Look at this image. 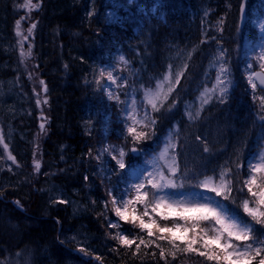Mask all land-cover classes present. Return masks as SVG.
Here are the masks:
<instances>
[{"label":"trees","instance_id":"trees-1","mask_svg":"<svg viewBox=\"0 0 264 264\" xmlns=\"http://www.w3.org/2000/svg\"><path fill=\"white\" fill-rule=\"evenodd\" d=\"M23 3L24 0H0V81L14 70L16 59L10 56L7 46L14 45L12 24L19 15H23L25 25L37 23L38 42L30 61L34 68L31 79L38 85L43 80L48 86L47 93L41 89L48 99V104L42 106L41 115L47 118L49 133L40 130L36 134L37 128L33 129L36 121L32 119L31 134L24 143V148L30 152L27 163L33 170L36 187L42 184L43 174L47 181L60 184L72 181L74 193L80 192L85 200L91 202L93 210L97 208L93 203L94 197L104 188L111 191L107 201L128 189L130 165H134L131 155L126 157L125 162L129 167L125 170L113 168L111 172L105 171L106 164L110 167L116 165L112 155L103 151L104 148L117 147L122 143L129 153L133 145L125 141V123L128 122L126 105L117 103L115 99L108 101L102 87L95 83V79H100L101 85L105 82V77L99 76L101 69L105 71V76L108 71H113L119 78L117 85L126 80L127 86L118 88L116 85L114 92L119 93L120 101L133 97L137 105L144 102V89L154 87L169 71L175 82L178 73L183 71L174 96L189 100L197 94L194 90L201 86V79L209 80L217 72L213 71L207 77L203 72L206 61L213 55L219 57L221 50H224L227 66L232 73L229 99L226 103H214L202 116L193 117L195 121L187 119L183 112V117L177 121L179 131L175 135L177 146L174 151L182 172H187L186 183L192 184L195 179L190 178L197 174L210 175L222 168H230L232 185L236 187L231 197L234 198L238 189L243 187L250 205L255 206V198L247 194L243 180L247 176V160L253 157L257 144L264 139V125L258 119L259 101H253L251 86L243 84L240 79L246 73L241 64V59H245L242 48L244 32L237 25L240 0H136L130 7L127 6L128 0H43L40 10H33L30 18L27 10L19 7ZM262 4L264 0H249L247 23L250 29L256 28L255 25V28L251 27V23H255L263 14ZM113 12L115 16H110ZM246 34L253 57L260 39L254 31L247 29ZM121 57H124L123 61ZM6 60L10 62L7 71V67H3ZM55 71L58 72L55 74ZM171 99L172 95L165 104L171 105ZM167 109L163 107L160 112H151L147 106V110L157 119L155 135L149 133L150 139L136 145L138 148H143L147 153L156 152L155 148L162 141L165 130L175 122L174 113L164 127L161 126ZM190 134L201 135L204 139L194 140L197 137ZM205 144L209 152L203 151ZM34 152L35 159L41 162L39 174L32 167ZM44 152L52 161L46 160V156L42 155ZM100 153L103 154L97 159ZM238 156L245 165L239 172ZM241 194L238 192L236 204L229 201L224 203L243 219L250 220L237 205ZM139 208L142 209V205ZM33 211L39 219L45 216L42 205ZM160 211L158 209V213ZM163 213L168 214L164 210ZM149 214L161 226L183 223L175 214L170 215L167 221L157 213L150 211ZM111 215L108 206L106 212H97L88 219L90 232L104 235L102 237L106 243L99 252L101 259L106 260L103 264H215L197 252L176 251L166 240H157L161 233L156 232L155 228L152 229L155 235L149 237L147 231L142 232L119 218L120 227L111 228ZM106 217L107 226L101 232ZM145 222L150 221L145 219ZM49 223L56 224L52 220ZM256 229L258 234L264 235V227L256 225ZM118 231L126 233L129 239H135L136 243L131 247L119 245L112 238ZM163 235L171 236L169 233ZM175 235L183 237L184 233L176 231ZM193 235L189 232L183 240L175 243L183 249ZM140 238L154 243L146 247L140 244ZM34 241H39V238L36 236ZM201 243H196L194 248L204 251ZM138 244L140 250L137 253ZM156 244L165 249L164 258H161L160 248ZM173 251L175 258L170 254ZM73 255L88 261L84 258L85 253L79 250Z\"/></svg>","mask_w":264,"mask_h":264},{"label":"snow or ice","instance_id":"snow-or-ice-1","mask_svg":"<svg viewBox=\"0 0 264 264\" xmlns=\"http://www.w3.org/2000/svg\"><path fill=\"white\" fill-rule=\"evenodd\" d=\"M135 2L136 0H128L127 6L130 7ZM42 3L43 0H35V2L34 0H24V3L19 5V7L26 9L30 18L31 12L33 10L39 11ZM247 5L248 0H240L239 11L241 14L246 12ZM261 7H264V4ZM91 14L90 12L89 15ZM109 15L115 16V12ZM36 27V22L31 23L28 28V35L26 36L21 30L20 21L16 22V35L21 37L20 54L22 57H31L32 55L31 48L29 47L25 51L23 44L24 41H27L32 36L33 30ZM225 55V51L221 50L218 58L219 67L215 74L213 87L211 89L206 87L199 97L201 103L196 113L197 117L203 111L204 106L212 102L213 98H216L218 103L227 102V95L232 88V73L227 66L228 61L225 59ZM260 59L264 61V53L261 54ZM121 60L123 61L124 57H121ZM259 67L261 71L256 72L254 75H249L247 82L252 89L253 101H259L258 119L264 125V63H261ZM99 76L100 78L105 77L103 69L100 70ZM182 76L183 71L178 73L175 82H173L171 71H169L163 80L157 82L155 91L150 88L144 91V102L139 105H137L135 99L130 101L119 100V93L111 90L112 85H116L117 79H119L118 77H114L112 72H107L106 79L109 82L107 85H101L100 79H95V83L99 87L107 90L109 99H115L117 103H124L126 106L131 105V114L127 117L128 122L125 123V141L133 145L128 151L137 156L144 152L143 148H138L136 145L150 139L149 133L155 135L157 119L152 116L151 112H160L171 94L175 91L176 86L179 85ZM39 83L43 85V92L47 93L48 88L45 82L40 80ZM165 85H167V88H165ZM125 86H127L126 80L117 85L118 88ZM37 96L36 104L40 105L41 99L39 98V93H37ZM43 104H48L46 98L43 99ZM147 106H150L151 112L147 110ZM175 106L176 100H173L167 111H171ZM186 114L190 120L193 119L191 113ZM42 119L45 122H42L39 127L41 132H44L46 131L47 118L42 117ZM128 137H131L130 141ZM0 144H3L4 150L7 151L8 145L4 143L2 132H0ZM171 147L173 154L170 158L169 146L167 145L161 154V159L164 160L162 168L148 172L146 177H143L139 182L131 186V191L126 189L121 191L117 196L112 197L111 205L115 215L119 217V220L133 224L142 232L147 231L149 237L155 235L152 231L155 228L156 232L161 233V235L156 237L157 240H166L176 251L197 252L198 255L205 257L208 261H214L215 264H253L254 261L255 264H264V235L258 234L256 229V225L264 227V139L260 142V150L247 160V176L243 180V185L247 188V194L255 198L253 200L255 206L250 207L249 199L247 198L242 199L238 205L251 218L250 220L243 219L224 203V201H229L232 204L237 203L236 199L231 197L234 189L231 187L233 176L230 168H222L218 175L205 176L203 180H198L197 176H193L190 179H197V182L195 184L186 183L187 172L186 170L183 172L181 170L180 162L174 151L176 146L171 145ZM246 147L247 143L245 142L244 148L246 149ZM103 151L112 155V159L116 160L120 169L126 167L123 157L127 155V152L124 147L109 146L104 148ZM203 151H210L206 144ZM113 152L116 155H113ZM102 154H98L96 158L99 159ZM7 159L19 167L16 157L10 152ZM33 164L35 172L39 174L41 162L35 159V152ZM244 166V162L238 156L237 172H239V168H243ZM164 169H166L167 174ZM178 173H181L180 177H178ZM84 179L87 180L88 178L85 176ZM186 189H203L207 193H214L215 196L198 194L194 199L175 198L176 193L183 192ZM243 190L244 188L241 187L238 189V192H243ZM216 197L221 199H216ZM53 203L66 205L69 201L66 199H56ZM93 203L95 202L93 201ZM16 204L19 206V201H16ZM136 205H142V211L139 214ZM104 206L107 209L108 203L106 202ZM158 209L161 210L159 213ZM164 209L168 210V214L163 213ZM150 211L151 213H157L165 221L169 219L170 215L175 214L183 223L174 222L172 226H168L167 224L161 226L156 219L149 215ZM145 217H148L150 222L146 223ZM202 224L205 226L202 227ZM109 226L111 228H119L120 224L119 221H109ZM176 231H183L184 236H176ZM189 232L194 233V235L186 243V246L180 249L175 241L183 240ZM163 233H169L171 236H165ZM112 238L117 240L119 245L125 247H131V245L136 243L135 239H129V236L124 232L118 231ZM198 242H202L201 248L205 249L204 251L194 248V245ZM153 243L154 241L146 242L145 239L140 238V244H144L146 247L152 246ZM140 244L136 247L137 253L140 250ZM156 247L160 248V256L164 258L165 249L159 244H156ZM79 251L86 255L88 254L85 248H79ZM170 254L175 258V251ZM95 258L97 260L101 259L99 256Z\"/></svg>","mask_w":264,"mask_h":264},{"label":"rangeland","instance_id":"rangeland-1","mask_svg":"<svg viewBox=\"0 0 264 264\" xmlns=\"http://www.w3.org/2000/svg\"><path fill=\"white\" fill-rule=\"evenodd\" d=\"M24 9V8H23ZM20 21L21 24V30L23 31L24 35H28V28L30 25H25L26 18L23 17V15H19L18 19L13 22L12 24V29L13 32L15 33V43L13 46H7V51L10 54V56H13L16 59V63L14 66V70L12 73L9 74L6 78L0 81V132H2L4 136V143L8 145L7 151L4 150L3 144H0V181H5L8 178L6 170L2 167L1 165V159L9 166L15 167L16 169H21L23 167H16V164H13L11 160L7 159L8 153L10 152L13 156L16 157L17 159V150H16V144L17 141H22L23 138L27 134H29L30 127V121L34 119L36 122L33 124V129L37 128L36 134L40 131L39 125L42 122H45L42 119L41 111H42V106L45 105L43 104V99L46 97L43 96L41 89H43V85H38L34 80H32L30 77L33 76L34 68L31 66L30 61L31 58L33 57V53L36 50V45H37V32L36 29L33 30L32 36L29 37V39L24 42V50L27 51L29 47L31 48L32 55L31 57L24 56L22 57L20 54V42H21V37L16 35V22ZM257 27L259 29L260 35L262 36V41L259 44V47L257 48V52L253 57H248V61H243L242 65L246 73H244L241 76V81L243 84H248V76L252 75L251 68L253 67V62L257 65L258 68L261 63H264L260 59L261 54L264 53V15L263 18L259 20L257 23ZM2 47V45H0ZM1 49V48H0ZM218 58L219 57H211L205 67L204 70L207 72L216 69L218 70ZM9 60H6L4 62L3 67H7L5 71L8 70V65H9ZM58 71H55L54 73L56 74ZM108 72H111L108 71ZM112 74L114 77H116L115 73L112 71ZM8 75V74H7ZM207 77V73H205ZM107 76V74H106ZM105 76V82L103 85H107L109 82L107 81ZM23 80L25 83H23ZM163 80V79H162ZM215 83V80L209 77V80L206 81L205 83V88L211 89ZM213 84V85H212ZM117 85V84H116ZM116 85H112V91L114 92V89L116 88ZM48 88V86H47ZM155 87L151 88L153 91H155ZM165 88H167V85H165ZM205 88L199 93V95L196 98V101L194 104L192 103L191 105L189 104H184L180 102V99L178 97L173 96V99L176 100V106L173 108L171 111L167 112V115L165 116V119L161 122V126L164 127L166 124L167 120L171 115L175 113V122H173L164 132L163 134V139L159 143V145L155 148L156 152L153 153H147L145 150L142 152L140 155H138V158H133L134 161V173H132V183L128 187V190L131 191V186L137 182H139L143 177H146L148 175V172L154 171V169H160L164 165V160L161 159V154L164 152L165 146H169V158L173 154V149L171 145H176V140H175V135L178 132V119L182 116L183 112L187 113H193L195 111V108L197 105L200 107V95L202 92H204ZM105 96L107 97L108 101H112L113 99H109L107 95V90L105 88H102ZM145 91V90H144ZM37 93H39V98L41 99V104L37 105L36 100L38 98ZM211 95V93H209ZM47 99V98H46ZM134 99L133 97H129L127 101H130ZM144 99V93H143V98ZM48 100V99H47ZM173 101V100H172ZM212 103V102H211ZM211 103L208 105L204 106V110L208 111L211 109ZM170 105L164 104L163 107L169 108ZM185 106L188 107V109L185 108ZM162 107V108H163ZM210 107V108H208ZM131 105L126 106V117H128L131 112H130ZM148 108H150L148 106ZM161 108V109H162ZM22 126V127H20ZM31 131V130H30ZM46 132L49 133V128L47 129L46 127ZM189 136V135H187ZM191 137H195V134H190ZM204 139L202 136H198L197 138H194V140L200 141V139ZM206 142V141H205ZM213 142V141H212ZM14 143V144H13ZM207 143V142H206ZM117 147H123L122 143H119ZM132 147V146H131ZM260 150V143L257 144V150L255 154ZM16 151V152H15ZM114 153L113 155H115ZM254 156V155H253ZM119 158V157H118ZM126 164V162H125ZM140 164V169H136L138 165ZM115 165L116 167H110L107 164L105 165V171L106 172H111L113 168H116L118 171H123L129 165L126 164V167L124 169H120L119 166L117 165V162L115 160ZM132 166V165H130ZM199 166V164H198ZM32 167H34V164H32ZM140 170V171H138ZM166 172V169H164ZM219 172L214 173V175H218ZM167 174V172H166ZM214 175H201L199 174L197 176L198 180H203L205 176H214ZM181 175L178 174V177ZM197 179L192 184H195L197 182ZM218 182V181H217ZM49 185V192L51 194V197L56 200V199H66L69 201L70 208L74 214V216L81 217L85 214L86 212V207L85 205L80 201L75 198L71 194L68 193V191L57 181H49L47 182ZM232 188L236 190V187L231 185ZM198 194H204V195H209V196H215L214 193H207L203 189L196 190V189H191V190H184L183 192L176 193L175 198L176 199H185V198H196ZM212 194V195H211ZM237 193L235 194V199L237 198ZM251 197V196H250ZM247 198L245 196V193L242 192L241 198L238 200V204H240L241 200ZM253 198V197H251ZM248 199V198H247ZM250 205V202H249ZM138 209V213L142 211V209L139 208V205H136ZM250 207H253L250 205ZM240 208V207H239ZM242 213L244 215H247L246 213L243 212L242 208H240ZM158 211V210H157ZM164 211L168 212L167 209H164ZM151 215V214H149ZM10 214L7 213L6 211H0V235L1 239L5 238V235L10 237L5 231L8 229L12 228L14 233V238L12 237L11 240H8L10 243L14 245H17L21 242L24 233L28 232L31 229V226L33 225L30 222L23 221L22 223L14 222L13 224L10 223ZM145 219L149 220L148 217H145ZM119 221V220H115ZM172 225V224H171ZM62 240L69 241L73 244H75L76 247L78 248H85L87 251L94 249L93 248V237H91L89 234H87L85 231L82 230H72L71 233H63L61 236ZM45 246H43L44 249ZM50 249V246L46 245V252L45 254L47 255L46 260L49 258L53 257V261L48 262V264H86L83 260H72L71 256L69 254H66L64 257L60 256L57 252H54L53 254H50L48 251ZM9 260L8 256L3 257L0 259V264H6ZM14 264V263H10Z\"/></svg>","mask_w":264,"mask_h":264},{"label":"bare ground","instance_id":"bare-ground-1","mask_svg":"<svg viewBox=\"0 0 264 264\" xmlns=\"http://www.w3.org/2000/svg\"><path fill=\"white\" fill-rule=\"evenodd\" d=\"M28 132L29 134H27L22 141H17L15 146L17 155L20 159L17 161V164L19 167L23 168L16 169L15 167H11L1 159V165L6 170L9 179L0 181V211H6L10 214L9 218H11V224L14 222L22 223L26 221L33 225L28 232L22 235L23 238L17 245H14L12 241L10 243L8 242V240H11L10 237L15 239V231H13L12 228L5 231L10 237L5 235V238L1 239L0 235V259L8 256L9 260L6 264H48V262L53 261V257L46 260L47 255L45 252L46 245H48L50 246L48 251L50 254L57 252L62 257L69 254L72 260L81 261L78 256L73 255V253H77L79 248L69 241L62 240L61 236L63 233H71L72 230H82L94 239L92 243L94 249L89 251L86 249L88 255L85 254L84 258L88 259V261L84 262L86 264H103L106 261L103 257L100 260H97L95 257L99 256L101 258V253L99 252H102V247L105 245L104 243H106L103 240L104 235L102 233L98 234L101 236L92 234L88 225V219L97 212H106L104 205L111 196L109 195L111 191L108 188H104V190L94 197L97 208L93 210V208H91V202L85 200L80 195V192L78 194L74 193L75 188L73 183L69 181L61 185L73 196V198L80 200L85 205V214L81 217H77L74 216L69 204H54V199L51 197L49 192L50 189L48 188L49 185L47 182L49 181L45 179V174L42 173V184L36 187V179H34L33 170L27 163L30 152L28 148H24V143L31 134L30 130ZM42 155L44 157L46 156V160L52 161L51 157L46 152ZM62 157L63 155H61V158ZM9 169H11V171H9ZM16 201H19V206L16 204ZM109 201H111V199ZM109 201H107V203H109ZM41 205L43 206L45 216L39 219L36 217L35 211L33 210ZM108 206L112 212L109 221L115 222L119 217L112 211L111 202ZM50 220L54 221L56 224L49 223ZM107 222L108 220L105 218L101 227V232H103L104 228L106 229ZM36 236L39 238V241H34ZM43 246H45L44 249Z\"/></svg>","mask_w":264,"mask_h":264},{"label":"water","instance_id":"water-1","mask_svg":"<svg viewBox=\"0 0 264 264\" xmlns=\"http://www.w3.org/2000/svg\"><path fill=\"white\" fill-rule=\"evenodd\" d=\"M243 22H244V13L241 14V25H243ZM257 83H258V81H257ZM258 86H259V84H258ZM136 156H137V155H136Z\"/></svg>","mask_w":264,"mask_h":264}]
</instances>
